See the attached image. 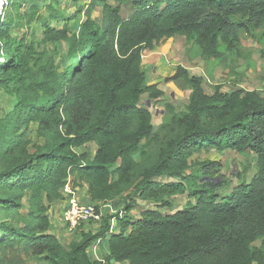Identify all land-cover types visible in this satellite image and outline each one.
Segmentation results:
<instances>
[{"label":"trees","instance_id":"obj_1","mask_svg":"<svg viewBox=\"0 0 264 264\" xmlns=\"http://www.w3.org/2000/svg\"><path fill=\"white\" fill-rule=\"evenodd\" d=\"M21 1L28 5L27 24L41 25L43 48L25 35L10 37L13 17L4 21L0 14V264H14L3 260L6 252L45 264H102L87 253L101 239H107L108 262L264 264V94L219 86L207 94L202 78L178 65L164 81L190 90L179 116L141 70L143 52L174 37L213 64L242 56L239 31L264 47V0H137L128 19L121 16L128 0H88L73 32L59 0H8L7 6L19 8ZM44 1L47 17L40 18ZM98 5L101 24L91 18ZM142 95L170 113L156 131L151 112L140 106ZM88 143L96 145L93 157ZM202 149L253 156L252 179L219 193L223 182L203 180L219 164L190 169L191 154ZM68 184L72 192L87 186L91 202L132 194L124 197V214L104 216L95 233L64 247L50 233L48 211ZM133 195L157 209L133 220ZM177 195L194 201L161 213L159 207H169L164 199Z\"/></svg>","mask_w":264,"mask_h":264},{"label":"rangeland","instance_id":"obj_2","mask_svg":"<svg viewBox=\"0 0 264 264\" xmlns=\"http://www.w3.org/2000/svg\"><path fill=\"white\" fill-rule=\"evenodd\" d=\"M137 1V0H136ZM88 0H59V9L65 13V16L72 17L69 21L70 31L76 30V26L84 20V10L86 8ZM111 2V1H110ZM135 2V1H134ZM20 7L12 9L10 3L7 8L4 9L5 15L4 21L8 19V15L13 17L12 25L8 27V35L10 37L22 38L26 36V40L34 41L38 50H42L43 45L38 41L42 38V29L38 20H33L30 24H27V19L23 17V14L28 12V5L25 1L20 2ZM47 1H44L38 8L40 18H46L47 13L45 6ZM82 9V14L77 10ZM130 10V2H128L127 10L124 9L122 16L125 18ZM3 13V14H4ZM21 14V17L18 15ZM101 9L96 7L92 13L91 18L98 24L100 23ZM84 17V18H83ZM52 27H56L54 21L50 22ZM59 27V26H58ZM240 42L241 57L235 58L232 61L220 62L213 64L212 62H205L200 56L198 48L188 43L184 37H174L172 40H165L156 45L150 51H144L142 56L141 70L145 74L147 84H156L164 95L162 100L171 104L174 107L175 113L181 115L185 110V105L188 101L190 90L186 84L181 81L165 82L164 79L172 76L173 69L178 65L185 68L190 76H197L203 80V89L207 94H213L216 86L220 87L222 92H232L236 90L242 91H255L259 94H264V50L263 45L255 37L239 31L238 33ZM49 50L51 46H46ZM59 51L64 58V52L66 51V44L60 43ZM1 57L0 62L3 61ZM59 61V59H58ZM149 103V106L147 105ZM140 106L146 107L152 114V125L156 131L163 123L170 118V113L162 105L155 101L149 100L147 95H142L140 98ZM36 125H31L30 128L34 130ZM35 139L34 133L30 135ZM162 138V136H161ZM160 143L154 144L153 149H158ZM85 147L90 151L91 157L96 153V145L94 143H88ZM222 154V158L219 160V156ZM203 161L214 162L219 164V172L210 176L215 179V183L223 182V187L219 190V193H226L232 187H237L241 181L249 182L254 175V158L251 155H241L235 151H223L217 152L216 150H200L193 152L190 156L189 162L191 170L197 169L198 165ZM148 164H144L143 167ZM218 180V182H217ZM162 181V179H157ZM164 182V181H162ZM70 188V186H69ZM71 189V188H70ZM72 191V190H71ZM84 193V191H82ZM128 194H132L131 190L119 195L113 200L106 202H92L88 205H99L102 210V217L112 216L117 213L124 214V197ZM137 196V195H136ZM133 195V199L138 201V205L129 213L133 217H138L143 209L150 208L156 210L157 207L152 201H144L143 203L138 197ZM138 199V200H137ZM169 203V207H159L161 212H168V209L177 210L183 208L186 203L193 202L194 199H188L185 195H177L171 198H165ZM86 221L81 223L73 232H70L65 225V229L62 227V232L57 239L64 246L67 247L73 242H77L81 238L82 233H95L100 222ZM66 224V223H65ZM257 246L260 242L256 243ZM2 256L5 262H12L14 264H45L39 261L36 257L29 254L10 253L6 252Z\"/></svg>","mask_w":264,"mask_h":264},{"label":"crops","instance_id":"obj_3","mask_svg":"<svg viewBox=\"0 0 264 264\" xmlns=\"http://www.w3.org/2000/svg\"><path fill=\"white\" fill-rule=\"evenodd\" d=\"M134 1H136V0H128L126 3L121 5V16H122V13H123L124 9L127 10L128 2H130V7L133 9V11L130 10V13L125 18L122 16L123 19H128L133 14V12L135 10L134 6H133V2ZM110 3H112V2H110ZM96 7H99L101 9V6H99V5L96 6ZM100 17L101 18H100V23L99 24H101V21H102V14L100 15ZM170 40H172V39H170ZM175 69H176V67L173 69L174 71L172 72L171 75H173V73L175 72ZM84 148H86V147H84ZM210 150H214V149H210ZM221 155L222 154H220V156H219V160L222 158ZM233 188L234 187H232L229 191H231ZM82 191H84V193ZM70 198L75 199L80 204L85 205V206L90 204V203H92L91 200L87 196V186H83L82 188L73 191V193L71 195H65L64 194V199L62 201L56 202L54 205H52L50 207L49 211H48V214H49V216L51 218L50 233L52 235L56 236V237H57V235L59 236L61 234L62 227L65 229V225L66 224H65V222L63 220L62 215H63L64 211H66L68 206H69V199ZM142 202L145 203L144 201H142ZM136 205H138V201L136 202ZM136 205H135V207H136ZM148 209H150V208L143 209L142 211L148 210ZM131 211L129 213H131ZM167 211L168 212H161V213H163L164 215L165 214H171L172 212H174L176 210L168 209ZM138 219H140V215L138 217H133V220H138ZM110 225H111V228H113V230H112L113 233H118V230L116 229V221L114 219L111 220V224ZM87 253H88V255L90 256V258L92 260L101 262L102 264H129V262H127V261H124V262H115V261L108 262V261H106V258L108 257L107 239H101L98 242H96L95 244H93L91 247H89L87 249Z\"/></svg>","mask_w":264,"mask_h":264},{"label":"built area","instance_id":"obj_4","mask_svg":"<svg viewBox=\"0 0 264 264\" xmlns=\"http://www.w3.org/2000/svg\"><path fill=\"white\" fill-rule=\"evenodd\" d=\"M8 0H0V14L4 13V9L7 6ZM4 8V9H3ZM65 195H71L73 192L66 185L64 188ZM102 207L99 205H82L73 198L69 199V206L66 211H64L62 217L66 223L67 229L73 232L81 223L86 221L99 222L102 217Z\"/></svg>","mask_w":264,"mask_h":264},{"label":"water","instance_id":"obj_5","mask_svg":"<svg viewBox=\"0 0 264 264\" xmlns=\"http://www.w3.org/2000/svg\"><path fill=\"white\" fill-rule=\"evenodd\" d=\"M146 106H149V103L148 102H147V105ZM203 180L204 181H215V179L212 178V177H205V178H203ZM217 182H218V180H217Z\"/></svg>","mask_w":264,"mask_h":264},{"label":"bare ground","instance_id":"obj_6","mask_svg":"<svg viewBox=\"0 0 264 264\" xmlns=\"http://www.w3.org/2000/svg\"><path fill=\"white\" fill-rule=\"evenodd\" d=\"M203 146V145H202Z\"/></svg>","mask_w":264,"mask_h":264}]
</instances>
